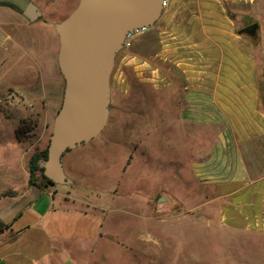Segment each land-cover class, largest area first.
<instances>
[{
	"label": "crops",
	"instance_id": "crops-1",
	"mask_svg": "<svg viewBox=\"0 0 264 264\" xmlns=\"http://www.w3.org/2000/svg\"><path fill=\"white\" fill-rule=\"evenodd\" d=\"M32 1L41 11L32 21L0 4V91L14 90L45 119L52 111V119L64 85L54 27L63 18L48 24L47 11ZM258 2L167 0L154 25L131 34L110 85L119 112L131 102L137 117L152 123L146 133L126 125L119 133L147 135L151 151L150 138L161 130L164 148L184 155L170 160L175 182L185 192L190 183V191L206 192L220 226L264 233V80L255 41L239 26ZM16 54L27 62L13 79ZM72 150L63 165L74 159ZM105 210L53 186L0 195V221L7 224L0 231V264H98L97 245L117 242L105 227Z\"/></svg>",
	"mask_w": 264,
	"mask_h": 264
},
{
	"label": "rangeland",
	"instance_id": "rangeland-1",
	"mask_svg": "<svg viewBox=\"0 0 264 264\" xmlns=\"http://www.w3.org/2000/svg\"><path fill=\"white\" fill-rule=\"evenodd\" d=\"M35 2L44 13L47 11L48 24L64 19L74 6L73 0ZM254 22L258 24L253 39L259 77L264 80V0H259L256 11H245L239 26ZM39 32L44 34L43 30ZM27 46L33 53L34 47L29 42ZM19 57H13V79L27 62L26 57ZM112 97L104 129L74 148V159L66 158L64 170L72 182L52 185L69 199H83L106 209L105 227L115 234L111 238L117 242L97 245L92 256L99 259L98 264H264V233L220 226L215 207L204 196L206 192L190 191L195 188L193 183L185 192L181 183L175 182L172 172L176 169L169 163L184 159L180 149H165L161 130L150 138L151 151L147 149V135L119 133V125L146 133L152 123L147 116L137 117L131 102L128 111L119 112L115 91H111ZM24 98L0 103V194L7 191L14 195L29 185L30 157L47 146L52 130V111L45 119ZM18 127L21 132L17 136ZM123 140L125 143H121ZM100 257L104 259L100 261Z\"/></svg>",
	"mask_w": 264,
	"mask_h": 264
},
{
	"label": "water",
	"instance_id": "water-1",
	"mask_svg": "<svg viewBox=\"0 0 264 264\" xmlns=\"http://www.w3.org/2000/svg\"><path fill=\"white\" fill-rule=\"evenodd\" d=\"M28 20L41 11L32 0H0ZM163 0H78L73 10L55 23L58 68L63 94L47 144L43 173L53 184H70L63 155L96 137L106 126L111 101V73L125 38L150 27L163 11ZM242 32L255 37L258 24Z\"/></svg>",
	"mask_w": 264,
	"mask_h": 264
},
{
	"label": "trees",
	"instance_id": "trees-1",
	"mask_svg": "<svg viewBox=\"0 0 264 264\" xmlns=\"http://www.w3.org/2000/svg\"><path fill=\"white\" fill-rule=\"evenodd\" d=\"M21 132L20 127L16 129L17 136ZM47 156V146L35 153H33L30 157V177H29V185L36 186L39 189H44L49 186L55 185L52 181L44 175L43 166L40 164V161L45 160ZM0 195H8L7 191H3ZM7 227V224L0 221V231Z\"/></svg>",
	"mask_w": 264,
	"mask_h": 264
},
{
	"label": "built area",
	"instance_id": "built-area-1",
	"mask_svg": "<svg viewBox=\"0 0 264 264\" xmlns=\"http://www.w3.org/2000/svg\"><path fill=\"white\" fill-rule=\"evenodd\" d=\"M167 5V0H163V7H165ZM147 27H141L140 29L130 33L124 40V47H128L130 45V40L129 37L131 36V34L135 33V32H142L144 30H146ZM18 95L16 94V92L14 90H7L4 93L0 91V103H7V102H11L12 100H14L15 98H17Z\"/></svg>",
	"mask_w": 264,
	"mask_h": 264
},
{
	"label": "flooded vegetation",
	"instance_id": "flooded-vegetation-1",
	"mask_svg": "<svg viewBox=\"0 0 264 264\" xmlns=\"http://www.w3.org/2000/svg\"><path fill=\"white\" fill-rule=\"evenodd\" d=\"M77 2H78V0H77ZM77 2H76V4H77Z\"/></svg>",
	"mask_w": 264,
	"mask_h": 264
}]
</instances>
